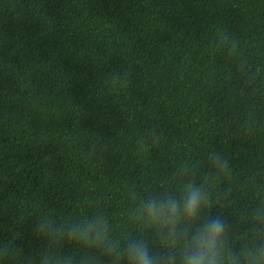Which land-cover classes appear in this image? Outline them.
I'll return each instance as SVG.
<instances>
[{"label":"trees","instance_id":"obj_1","mask_svg":"<svg viewBox=\"0 0 264 264\" xmlns=\"http://www.w3.org/2000/svg\"><path fill=\"white\" fill-rule=\"evenodd\" d=\"M209 152L239 245L264 210V0H0V240L28 254L40 211L97 209L135 236L129 189L199 182Z\"/></svg>","mask_w":264,"mask_h":264},{"label":"clouds","instance_id":"obj_2","mask_svg":"<svg viewBox=\"0 0 264 264\" xmlns=\"http://www.w3.org/2000/svg\"><path fill=\"white\" fill-rule=\"evenodd\" d=\"M208 166L199 182L186 169L172 187L157 191L129 189L134 201L127 218L139 225L137 235L115 234L110 216L102 209L70 217L40 211L32 234L42 247L25 254L17 237L0 240V264H264V210L249 217V235L234 245L227 222L208 212L212 186L227 172V161L208 153ZM144 230L160 241V251L146 243Z\"/></svg>","mask_w":264,"mask_h":264}]
</instances>
